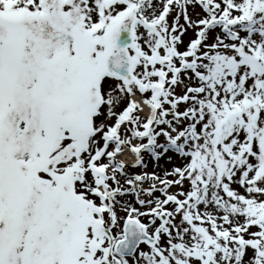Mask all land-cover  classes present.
<instances>
[{
	"label": "snow or ice",
	"instance_id": "snow-or-ice-1",
	"mask_svg": "<svg viewBox=\"0 0 264 264\" xmlns=\"http://www.w3.org/2000/svg\"><path fill=\"white\" fill-rule=\"evenodd\" d=\"M0 264H264V0H0Z\"/></svg>",
	"mask_w": 264,
	"mask_h": 264
}]
</instances>
